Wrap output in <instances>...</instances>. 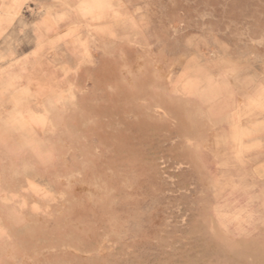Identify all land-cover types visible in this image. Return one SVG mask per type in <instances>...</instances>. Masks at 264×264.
<instances>
[{"label": "rangeland", "instance_id": "obj_1", "mask_svg": "<svg viewBox=\"0 0 264 264\" xmlns=\"http://www.w3.org/2000/svg\"><path fill=\"white\" fill-rule=\"evenodd\" d=\"M0 264H264V0H0Z\"/></svg>", "mask_w": 264, "mask_h": 264}]
</instances>
